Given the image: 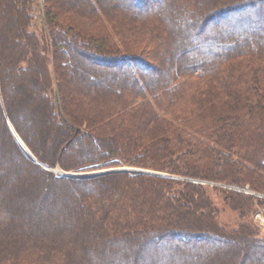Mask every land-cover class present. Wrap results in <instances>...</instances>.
Listing matches in <instances>:
<instances>
[{"label":"trees","instance_id":"obj_1","mask_svg":"<svg viewBox=\"0 0 264 264\" xmlns=\"http://www.w3.org/2000/svg\"><path fill=\"white\" fill-rule=\"evenodd\" d=\"M100 1L63 13L59 0L39 10L38 0H0V126L11 147L0 135V264H264L252 219L264 205V0ZM163 2L169 18L192 22L147 20ZM69 65L89 85L108 77L114 93L88 86L73 97ZM12 80L33 90L41 132L24 127ZM200 182L233 187L213 190L236 228L222 226Z\"/></svg>","mask_w":264,"mask_h":264},{"label":"rangeland","instance_id":"obj_2","mask_svg":"<svg viewBox=\"0 0 264 264\" xmlns=\"http://www.w3.org/2000/svg\"><path fill=\"white\" fill-rule=\"evenodd\" d=\"M8 1H12V3L14 2V0H8ZM39 1V5H38V10L39 9H41V3L40 2H43V0H38ZM60 2H61V5L63 6V13H65V12H68L67 10H71L72 9V11H73V9H77L78 7L79 8H81L82 10H84L85 11V13H88V10H89V7L87 6V0H59ZM100 1V0H99ZM147 1H149V0H146L145 2L147 3ZM153 0H151V1H149V2H152ZM100 3L103 5V7H107V6H111V7H114L115 5L113 4V3H111L109 0H108V2H106V4H103L101 1H100ZM115 8V7H114ZM107 9H109L108 7H107ZM123 9H125V8H123ZM38 10H37V12H38ZM126 10V9H125ZM167 10H168V5H167V3L166 2H163L162 3V5L161 6H158V7H156V8H154V9H152L151 10V12H150V14H149V16L148 17H150V18H148L147 20H150V19H152V21H154V19H155V17L156 16H159V17H161V15H162V17H164L165 18V20H166V22L167 23H169L170 22V20H173V17L175 18L174 20L176 21H181V22H183V23H187V24H189L190 22H192L190 19H187V18H183V19H181L180 18V16H173L172 18H169V15L167 14ZM190 11H192V9H190ZM11 13V12H10ZM140 13V12H139ZM134 14V16L136 15L137 16V14L136 13H133ZM12 18H13V20H14V16H15V14L12 12ZM37 16V15H36ZM117 16V15H116ZM138 17V16H137ZM169 20V21H168ZM15 21V20H14ZM151 21V20H150ZM37 22H38V24H39V28L40 27H42V25H41V20H40V18H38L37 19ZM82 23L83 24H85L86 26H87V24L85 23V22H83L82 21ZM43 28V27H42ZM219 28H221V27H219ZM16 31H20V29H16ZM11 38V37H10ZM8 40H9V38H8ZM13 41H15V39H13ZM178 43V42H177ZM195 43H197V42H195ZM194 43V44H195ZM16 45H19V44H16ZM90 49H96L94 46H91L90 47ZM173 49H174V47H173ZM173 51V50H172ZM66 58H68L67 56H65ZM172 58V57H171ZM169 61H171L170 59H168V63H170ZM79 62L81 63L82 61L81 60H79ZM153 63H155V64H157V65H159V62H158V60H154L153 61ZM95 64H97V63H95ZM77 66V65H76ZM67 68V71H68V73L71 75V77H72V79H71V82H72V84H73V86L71 85L70 87H69V90L71 91V92H73L74 90H83V89H85V88H87L88 86H90V87H95L96 89H95V91H98L97 89L100 87V88H103V89H106L108 92H112V93H114L113 91H114V89H113V82H112V80H110L108 77H106L104 80L105 81H103V83L101 82V83H97L96 84V81H94V82H92L91 83V85H89V75H88V77L86 76V74H84V72H83V70H81L80 68H78V66H77V68L74 66V65H69L68 67H66ZM90 69L92 70V69H94V70H97L96 72H103V73H113V74H122V75H124L125 73H126V71H124V73L121 71H118L117 69L116 70H113V69H111V67H107V66H105V65H91L90 66ZM89 69V70H90ZM16 72V71H15ZM18 72H16L15 74H17ZM15 76H17V75H15ZM81 76V77H80ZM97 76H98V78H100V76H102V78H103V75H101L100 73H98L97 74ZM82 78V82H80L79 84H80V86H79V84H78V81H77V79L76 78ZM38 78H39V83L40 84H44L45 83V81H44V77H43V75H41L40 77L38 76ZM97 78V79H98ZM83 79L85 80V81H83ZM111 82V83H110ZM116 84H118V83H116ZM10 85L12 86V87H14L15 86V89H17L18 90V95L17 96H14V100H13V105H17L18 107H19V110L23 113V114H25L26 115V118H27V123L25 124L26 126H24L26 129H28V130H31V131H35V133L37 132V130L38 129H40L39 127L41 126V124L42 123H45L46 122V120H45V118L43 119L41 116H39V110H40V105L38 104V102L35 100L36 99V97H35V94H34V92H32L33 90L32 89H30V87H29V84L28 83H24V80H20V81H18V82H15V81H10ZM82 85V86H81ZM25 87V91H24V94H22L23 92V88ZM80 88V89H79ZM74 89V90H73ZM90 92L91 91H93V90H89ZM74 96H76V93H75V91H74V94H73V97ZM76 104H79V105H81L82 106V104L81 103H79V101L76 99ZM43 110V109H42ZM41 128H42V126H41ZM52 131V130H51ZM39 132H41V129L39 130ZM38 132V133H39ZM54 133L55 134H58L57 132H55L54 131ZM55 134H53V135H55ZM0 135H1V137H2V139L4 138V151L5 150H7L8 151V149L9 150H11V147H9V143H8V140H7V138L5 137V135H4V130H3V128L0 126ZM42 137V136H41ZM72 139H74V135L73 136H71V138H70V140H69V142L72 140ZM85 145V144H84ZM85 147V146H84ZM5 153H6V151H5ZM120 168H131V169H140V170H144V171H147V172H150V173H152V174H154V175H159V174H161V175H166V174H163V173H160V172H156V171H149V170H145V169H143V168H133V167H120ZM116 169H119V168H116ZM103 171H105V170H103ZM55 173L56 174H60V173H63V171H61V170H59V169H57V170H55ZM92 173V172H91ZM73 174H77V175H79V174H87V173H73ZM175 179L177 178V179H179L178 177H174ZM203 186H207L208 188H210L209 189V193L211 194V197H212V199H213V201H214V203L216 204V206L218 207V209H219V212H220V216H219V221H220V223L222 224V226H224L225 228H227V229H233V228H236L237 226H238V223H239V221H240V217H239V215L236 213V212H234L233 210H231L229 207H228V205L225 203V201H224V199H223V196H222V194L219 192V191H214L213 190V188H218L219 190H223V189H232L233 187H228V186H225V185H222V184H217V183H210V182H200ZM234 190H236V191H239V192H241L242 190H239V189H235L234 188ZM57 192L59 193V196L58 197H60L61 195H65V193L67 192L66 190H65V188H63V187H59L58 189H57ZM245 193L246 194H250L249 192H247V191H245ZM255 195V194H254ZM260 196V195H259ZM262 197H264V195L262 196ZM56 204H58V201L55 203L54 202V204H51V205H46L45 207H44V209H47V211H53V209H57L58 207H57V205ZM255 205H256V203H255ZM41 209V208H40ZM256 210H257V212L256 213H254V215L252 216V219L254 220V222H256L257 224H258V226L261 228V230H262V233L264 234V205H256ZM43 211V210H42ZM178 245H180V244H178ZM181 247H183L182 248V250L183 251H188V250H192L191 249V247H189V246H187V245H180ZM221 246V245H220ZM219 246H216L215 248H218ZM229 250V253L231 252V251H234V249H233V247H229L228 248ZM221 252H225V251H221ZM225 254V253H224Z\"/></svg>","mask_w":264,"mask_h":264},{"label":"water","instance_id":"obj_3","mask_svg":"<svg viewBox=\"0 0 264 264\" xmlns=\"http://www.w3.org/2000/svg\"><path fill=\"white\" fill-rule=\"evenodd\" d=\"M16 139L21 147V149L23 150V152L25 153V155L30 158L32 161H34L35 163H37V160L35 159V157L31 154V152L25 147V145L23 144V142L21 141V139L17 136ZM45 169L55 172L54 169H50L48 167H44ZM114 172H127V173H132V174H150V175H154L150 172L144 171V170H140V169H131V168H119V169H109V170H105V171H98V172H92V173H87V174H73V173H60L61 176L64 177H77V178H88V177H93V176H98V175H102V174H106V173H114ZM156 176H163V177H169L167 175H156ZM173 178V177H172Z\"/></svg>","mask_w":264,"mask_h":264}]
</instances>
